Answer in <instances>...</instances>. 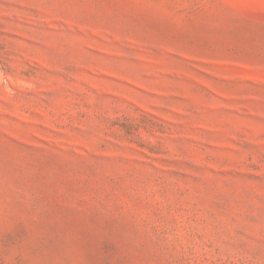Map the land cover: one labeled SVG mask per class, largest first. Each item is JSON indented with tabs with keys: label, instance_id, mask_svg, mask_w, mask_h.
<instances>
[{
	"label": "rangeland",
	"instance_id": "rangeland-1",
	"mask_svg": "<svg viewBox=\"0 0 264 264\" xmlns=\"http://www.w3.org/2000/svg\"><path fill=\"white\" fill-rule=\"evenodd\" d=\"M0 264H264V0H0Z\"/></svg>",
	"mask_w": 264,
	"mask_h": 264
}]
</instances>
